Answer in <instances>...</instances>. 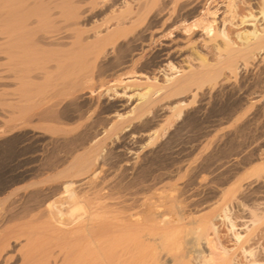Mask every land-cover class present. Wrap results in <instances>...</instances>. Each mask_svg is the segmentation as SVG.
Segmentation results:
<instances>
[{"label": "bare ground", "instance_id": "obj_1", "mask_svg": "<svg viewBox=\"0 0 264 264\" xmlns=\"http://www.w3.org/2000/svg\"><path fill=\"white\" fill-rule=\"evenodd\" d=\"M241 2L0 0L1 93H4L2 91L5 88L14 87L13 91L18 93L13 92L16 97L11 94L14 97L10 102L12 110L19 111L18 116H22L24 110L28 117H32L31 120L38 115L40 123H49L51 119L58 120L62 97L72 96L76 99L73 93H96L101 88L97 86L96 80L115 72L118 83H125L134 90L131 97L135 96L137 103L127 115L115 111V118L109 119L110 123L107 122L110 130L117 131L125 124L130 127L162 101L174 100L172 105L180 110L178 117L181 118L183 109L189 105L185 102L186 97L190 95L195 99L206 85L215 86L220 81L226 82L230 76L237 77L241 67L248 68L256 57L264 56V0H259L258 15L250 12L242 15L238 22L240 26L252 24L249 29L238 34L240 44L231 38L227 30L226 26L234 25L237 10L244 0ZM176 10L180 11V15L169 25L168 21L177 17ZM153 12L158 18L167 16L161 20L163 22L160 26L163 28L167 22L168 27L163 31L155 28L154 31L161 32L157 36L151 33L152 29L148 25L145 27L146 20ZM175 31L190 36L200 33L201 39L192 42V51L188 55L183 52L182 47H172L166 51L160 49L162 45H159L155 55L150 58L146 56L151 49L150 46L142 48L146 43L144 36L151 33V43L160 44L161 39H170ZM124 34L133 36L125 44H121L120 36ZM261 59L263 62L264 57ZM142 68H149L156 73L164 72V81L160 82L154 73L153 77H138L137 75L143 74ZM124 76L129 78L125 79ZM261 84H264L263 79L251 84L250 89L255 90ZM107 91H111V88ZM259 92V99L256 98L258 100L255 101L258 103L264 100V91ZM98 94L100 95L99 92ZM70 105L72 104L68 105L69 108L73 107ZM64 116L70 117L67 114ZM37 120H34L35 123ZM54 122L58 124L57 121ZM31 123L35 125L34 122ZM49 131L63 133L53 127ZM91 142L88 145L90 148L86 146L84 153L77 152L74 156L75 151L71 150L74 157H70L72 161L69 163L66 161L64 169H59L58 173L40 183L32 184L34 186L58 181L61 187L59 190L57 186L54 187L58 190L57 193L47 195L49 192L46 191L47 196L40 203H32L35 199L33 195L26 207L21 206L23 210L19 209V215L10 216L11 218L7 216L10 223L23 220L24 223L15 225L14 228L7 223L10 225L9 231L7 225L6 229L1 230L8 232L7 237H4V232L0 233V238H3L0 240V264L12 262L13 255L20 257V264H264V247H261V242L264 241V197H256L250 204L245 199L252 186L250 184H264V165L250 168L248 174H245L247 182L241 179L223 189L220 202L210 206L208 214L194 216L188 209L195 200L183 204L178 194L180 188L177 186L170 188L171 185L167 184L168 188L162 187L163 190L157 192V185L152 183L142 185L135 191L131 187L133 190L130 191V185L126 187L124 181H121L123 179L120 180V175L124 174L121 173L122 167L117 165L119 169L115 165L116 170L112 166L115 171L111 167L110 170L105 169V165L100 162L99 141L92 146ZM185 170L187 174L192 172V165H188ZM178 174L181 177V173ZM175 180L178 182L177 178ZM143 183L145 184V180ZM259 193L264 195V191ZM26 202L25 200L22 204ZM237 209L245 216H236L233 212H239ZM191 211L194 212V209ZM7 213H10L9 210ZM197 213L200 212L197 210ZM217 217L227 222L229 232L235 238L236 246L233 250H228L218 237L214 224V218ZM237 220H241L244 233L239 232ZM210 232H213L215 239ZM12 238L17 241L24 238V244L20 243L21 246L13 249L10 254H14L11 256L4 252L11 247L9 245ZM41 242L46 246L45 250L40 251ZM203 242L209 253L202 249Z\"/></svg>", "mask_w": 264, "mask_h": 264}, {"label": "rangeland", "instance_id": "obj_2", "mask_svg": "<svg viewBox=\"0 0 264 264\" xmlns=\"http://www.w3.org/2000/svg\"><path fill=\"white\" fill-rule=\"evenodd\" d=\"M129 1L134 2L135 0ZM238 1L243 2V0ZM247 2L244 0V3L240 5L241 9L238 8L234 25L226 26L231 38L238 44L241 43L238 41V34L245 29H249V26L252 25L251 23H247L246 25L240 26L238 22H240L241 17L248 15L250 12L258 15L259 12V9H257L259 0H247ZM175 14H177V17L172 18V21H168L169 25L172 24L171 22L178 19L180 11L178 10ZM174 15L173 17H175ZM156 16L155 12L151 13L145 24V27L148 25L152 29L151 33H153L154 36H157L161 33L160 31L168 27L167 22L163 28L160 26L163 22L161 20L167 18V16H163L164 18L159 16L160 19ZM258 17L260 18V16ZM258 25H261V23ZM155 28H157L156 30H160L161 28V30L157 32L154 31ZM151 33H149V35H151ZM149 35H146L147 37L144 36V42L146 43L142 46V48L150 46L151 50H148L146 54L148 58L158 52L159 45H162L160 49L166 51L172 47H182L183 52L188 55L192 51V42L201 39L200 33L190 36L180 31H175L170 39H161L162 41H160V44L159 42L153 44L151 43L152 41H150L151 37ZM132 36V34L120 36V43L125 44ZM148 36L150 38H148ZM148 40L150 44L147 42ZM263 57L262 55L256 57L252 66L248 68L243 69V67H241L242 69L239 70V75L237 77L230 76L228 78L229 80L226 82L220 81L215 86L206 85L195 99L187 95L188 97L185 98L187 101L185 102H188L189 105L183 109L184 111L181 118L178 117L180 110L174 108L175 105H172L175 102L174 100L162 101L154 107L152 111L147 113L143 119L140 121L137 120L136 122L134 121L132 123L133 125L130 127H126L127 125L125 124V126L123 125L122 128L117 131L110 130L109 126L112 118H115V111H118L121 115L129 114L137 103V98L135 96L131 97L134 91L132 88L127 87L125 83H118L115 72L107 73L105 77H103L105 81L102 78L96 80L98 81L96 82L97 86L101 87L96 93H89V95V91H84L83 94L82 92H77L80 93L77 95L73 93L77 97L76 99L74 96V98H72V96L62 97V100L60 99V114L57 118L58 120H54L57 121V123L59 120L62 121L56 124L53 119H51L55 124L49 120V123L48 121L46 123L44 122L47 126L44 125L43 122L40 123V121L37 120V118H39L38 115H36L37 117L35 116L36 118L33 117L34 120L38 121L35 123L33 119H30L32 117L26 115L27 113L24 112V110L22 111V116H18L20 114L18 113L19 111L15 109L12 110L13 108L10 107V102L11 98L15 95L13 94L14 87L5 88L2 91L4 93H1L0 90V233L4 232V237H7L6 233L9 231L10 227L14 228L15 225L17 226L24 223L23 220L14 222L13 224L8 222L9 219L7 220V218L13 215H19V209L23 210V205L26 207L33 197L37 200L33 199L32 203H36L37 201L40 203L47 195L58 192L61 187L58 181H51L34 186H32V184L40 183L46 180L50 175L58 173L59 169H64L67 165L66 161H68V163L72 161L77 152L81 154V152L84 153L83 151L90 148L88 145L91 141H93V143L91 142V146L92 144L94 145L96 141H99L101 146L99 147L98 145L101 150L100 162L102 161V165L106 166H104L105 169L110 170L111 168L113 169V167L116 169L117 165H119L120 168L122 167L121 173L123 172L124 174H119L120 180L121 178L123 179L121 181H124L125 184H123L126 185V187H129V185V188L134 187V190L131 188L130 191H135L143 187L142 185H149L152 183L153 185H157V187L155 186V191L157 192H161L169 185H171L169 186L170 188L177 186V188H180L178 194L183 204H188L191 200H195L193 205L188 209V212L194 213V216L208 214V208L220 202L222 196L221 191H223V189H226L228 186L230 187V183L233 184L236 181H241V179L247 182L248 177L245 174H248L250 171L249 169L264 165V100L263 102L261 101L262 103L260 102L261 104L255 102L259 99V94H261L259 90L264 91V84L258 87L260 89H250V85L256 83L257 80L258 82L262 79L264 80V61L262 62L261 59ZM257 65L260 66L258 67ZM145 69H148V71ZM141 72L143 73L142 76L137 75L140 78L145 77V75L153 77L155 74L160 82H163L165 79L164 72L159 73L157 71L158 74L149 68H142ZM124 78L127 79L129 76H124ZM109 88H111V91L108 92L107 89ZM252 91H254L255 94ZM256 92L259 93L257 94ZM14 93L18 92L16 91ZM14 97H16V95ZM69 104H72L70 106L73 107L69 108ZM72 108H74L73 110L75 111H73ZM38 110H36L38 113L35 111L37 114H39ZM69 110L72 113H69ZM66 114L70 115L71 118L69 116H64ZM158 115L161 116L159 117ZM66 120L69 122L65 123ZM31 121L34 122L35 125L32 124ZM108 121L109 123H107ZM62 122H64L66 126H64ZM61 123L63 125H61ZM108 126L109 128H106ZM36 127H40L41 129ZM44 127H46V129H44ZM51 127L54 129L58 128L63 131V133L67 131L65 134L62 132L57 133L55 131H49ZM156 130H158L157 133H155ZM108 131L111 134L108 133ZM113 131L115 132L112 133ZM59 137L61 138L58 139ZM71 150L72 152L75 151V154L72 153L74 156L71 154ZM68 157L72 159H68ZM190 164L193 167V171L187 174L185 169ZM119 167L117 166V168ZM115 169L113 170L115 171ZM126 169L129 171L127 173L128 175L126 174ZM178 173H181V177L183 176V178H181ZM186 174L188 177H186ZM124 175L125 178H123ZM178 177H180L181 180L178 179ZM243 177L245 178L244 180ZM176 178L178 182H175ZM143 179L145 180V184L143 183ZM146 180L149 181V183ZM161 181H163V183H160ZM156 182H158L159 186ZM171 182L175 184L173 185ZM178 185L180 187H178ZM250 185H252L249 189L251 194L247 191L245 195V199L251 200L249 202L247 200L248 204H250V202L252 203V200L256 197H264L262 193H259V191H264V184L262 182H258V184L257 182H253ZM55 186L58 187H56L58 190L54 188ZM162 187L164 188L162 189ZM53 188L55 192H53ZM157 188L160 190H157ZM46 191H48L49 194ZM250 195L253 196L251 197ZM39 198H41V201L38 200ZM25 200L27 202L22 204ZM34 200L35 202H33ZM13 208L16 209L13 211ZM193 209L194 212L191 211ZM8 210L10 215L7 213ZM197 210L200 213H197ZM237 210L239 211V209ZM233 213L236 216H241L243 214H241V211ZM240 221L241 220H237L238 229L239 232L244 233L245 228L241 226ZM7 223L11 226L7 225ZM214 224L217 227L218 237L221 239L223 245L228 250H233L236 246L234 245L236 241L232 233L229 232L227 222L222 221L221 217H217L214 218ZM2 225L4 227L7 225L8 231H1L6 229V227L4 228ZM210 234L211 237L215 239L213 232H210ZM0 240H3V238H0ZM10 241L9 246L11 247H7V252L5 251L4 254L9 253V255L12 256L14 253H10L13 252V249L16 250L21 246L24 242V238L18 241L12 238ZM41 244L40 251L45 250L44 247L46 244L44 242H41ZM261 247H264V241L261 242ZM202 249L209 253V249L205 242H203ZM13 258L14 260H12V262L10 261L8 264H15L16 262V264H20V257L13 255Z\"/></svg>", "mask_w": 264, "mask_h": 264}]
</instances>
